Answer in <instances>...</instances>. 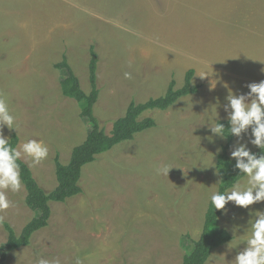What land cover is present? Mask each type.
<instances>
[{"label": "rangeland", "instance_id": "1", "mask_svg": "<svg viewBox=\"0 0 264 264\" xmlns=\"http://www.w3.org/2000/svg\"><path fill=\"white\" fill-rule=\"evenodd\" d=\"M92 46L99 58L94 110L108 133L131 102L164 95L172 80L183 87L190 69L199 91L166 110L145 111L142 117L156 125L85 166L83 192L50 202L48 226L28 246L9 252L6 264H38L40 258L50 264H181L202 233L221 179L217 157L226 140L210 126L228 120L229 88L239 95L264 81V0H0V95L16 117V129L0 131L9 139L18 135L17 148L28 140L46 144L49 154L39 164L22 156L46 191L58 183L56 155L67 164L91 128L77 101L63 96L65 72L55 65L66 59L89 92ZM205 71L212 74L196 76ZM250 138L251 128L243 141L235 137L230 156ZM238 183L246 185L247 177ZM26 193L23 184L19 192L8 190L12 206L0 211L18 234L39 215L26 205ZM226 209L219 220L232 245L216 248L206 264H233L246 247L248 221L264 211V202L249 206L251 215L233 202ZM3 222L0 246L8 239Z\"/></svg>", "mask_w": 264, "mask_h": 264}, {"label": "trees", "instance_id": "2", "mask_svg": "<svg viewBox=\"0 0 264 264\" xmlns=\"http://www.w3.org/2000/svg\"><path fill=\"white\" fill-rule=\"evenodd\" d=\"M89 76L91 90L86 92L80 84V80L66 59L57 63L56 68L64 70L65 76L60 81L63 96L75 99L80 106V116L88 121L91 128L85 140L72 150L70 160L67 164L60 161L59 154L55 157L57 186L46 191L37 182L29 165L22 159L20 164L21 181L26 188V205L39 213L32 218L18 234L8 223L3 222L8 230V239L0 246V264H6L9 252L28 246L33 234L48 226L52 213L50 202H65L83 192L80 185L83 169L88 164L94 163L98 156L110 152L115 146L133 140L137 133L150 129L156 125L152 117H142L145 111L159 109L166 110L174 105L180 98L195 94L199 86L192 85L194 69L188 70L183 87L176 89L175 81H171L164 95L150 98L143 103L131 102L125 114L113 121L112 129L108 133L101 126L99 118L95 114V104L98 102L100 90L98 80V53L94 46L90 48ZM227 128L230 127L229 120H219ZM225 138V137H224ZM235 139L233 135H227L226 143L217 157V168L219 169L220 183L218 192L230 189L234 184L240 182L246 176L235 168L236 161L230 156L229 149ZM9 143L16 147L19 144V137L16 134L9 139ZM253 153L264 154L261 149L255 146ZM222 210H215L211 203L208 204L202 233L198 240H191L181 264H206L212 252L232 240L230 232L221 227L220 216Z\"/></svg>", "mask_w": 264, "mask_h": 264}, {"label": "clouds", "instance_id": "3", "mask_svg": "<svg viewBox=\"0 0 264 264\" xmlns=\"http://www.w3.org/2000/svg\"><path fill=\"white\" fill-rule=\"evenodd\" d=\"M211 74L205 71L196 76L204 79ZM215 87L216 81H213L211 89ZM225 87H228L227 84ZM247 88L249 89L247 93L239 95L229 88L226 97L228 103L224 105L230 123L227 135H233L243 141V135L251 128V137H253L247 142L239 143L231 150V157L236 161L235 168L247 177L246 185L236 183L230 189L222 193L215 192L210 197L215 210H224L225 213L226 205L230 202L245 209L264 202V154L257 155L248 147L250 143L264 152V81L250 83ZM15 121L16 117L11 113L6 99L0 95V129L4 126L16 129ZM225 129L221 123L210 126L211 133L226 138ZM48 154L49 149L43 141L28 140L20 148H16L0 131V211L12 206L6 192L8 190L19 192L22 188L19 164L22 156L30 157L33 164H39ZM161 171L164 175H168L170 168L165 167ZM249 211L251 215V210ZM3 219L4 217L0 216V222H3ZM248 224L249 227L241 241V243L246 242V247L236 255L233 264H264V211L256 210ZM232 242L233 240L229 247ZM38 264H50V262L40 258Z\"/></svg>", "mask_w": 264, "mask_h": 264}]
</instances>
